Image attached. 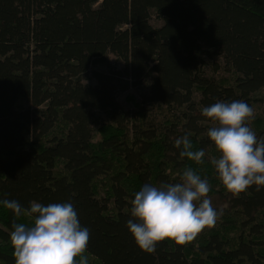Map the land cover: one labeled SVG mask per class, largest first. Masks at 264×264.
I'll return each mask as SVG.
<instances>
[{"label": "trees", "instance_id": "16d2710c", "mask_svg": "<svg viewBox=\"0 0 264 264\" xmlns=\"http://www.w3.org/2000/svg\"><path fill=\"white\" fill-rule=\"evenodd\" d=\"M110 55L139 92L133 111L101 74L87 83ZM238 100L264 137V0H0V200L71 202L88 264H264V186H223L202 116ZM186 134L202 164L180 156ZM186 167L229 207L194 241L143 252L127 228L135 193ZM13 222L30 224L0 204V264H15Z\"/></svg>", "mask_w": 264, "mask_h": 264}, {"label": "clouds", "instance_id": "9594fccd", "mask_svg": "<svg viewBox=\"0 0 264 264\" xmlns=\"http://www.w3.org/2000/svg\"><path fill=\"white\" fill-rule=\"evenodd\" d=\"M202 116L211 121L207 136L218 157L210 162L223 186L233 195L253 185L264 186V137L258 138L250 127L254 110L242 100L218 101L202 108ZM181 157L202 164L205 150H193L186 134L175 140ZM210 184L191 167H186L180 182L147 183L131 201L127 228L137 246L154 253L158 243L168 240L177 245L194 241L205 228L215 225L219 215L208 197ZM0 204L30 224L13 222L10 243L15 264H88L86 255L89 229L82 227L71 202L47 206L32 201L28 209L18 201L4 199Z\"/></svg>", "mask_w": 264, "mask_h": 264}, {"label": "rangeland", "instance_id": "374dc122", "mask_svg": "<svg viewBox=\"0 0 264 264\" xmlns=\"http://www.w3.org/2000/svg\"><path fill=\"white\" fill-rule=\"evenodd\" d=\"M152 25L161 26L162 22L156 17H152ZM124 65L119 61L114 55H110L108 58L107 66H93L91 68V74L89 76L88 84L97 86V80L94 77V73L101 74L105 80L114 83V95L116 100L121 104L125 111L135 110L134 103L131 101L130 97L134 96L137 101L140 100L139 92L132 85H130L125 77L120 76L119 72L122 71ZM211 74V71H208ZM232 198L231 195L228 197H221L219 195L213 196L211 198L212 205L216 210H225L229 207V201Z\"/></svg>", "mask_w": 264, "mask_h": 264}]
</instances>
